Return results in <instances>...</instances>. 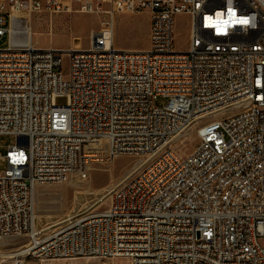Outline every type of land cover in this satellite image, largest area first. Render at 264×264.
<instances>
[{
    "label": "built area",
    "instance_id": "1",
    "mask_svg": "<svg viewBox=\"0 0 264 264\" xmlns=\"http://www.w3.org/2000/svg\"><path fill=\"white\" fill-rule=\"evenodd\" d=\"M12 10L108 21L87 47L64 51L12 44V21H26ZM142 12L146 50L116 47L114 15ZM179 14L189 19L185 49ZM5 34L0 136L16 142L0 152V261L69 250L59 259L264 264V0H0ZM191 125V149L174 146ZM119 154L144 162L104 208L34 226V184L84 177Z\"/></svg>",
    "mask_w": 264,
    "mask_h": 264
},
{
    "label": "rangeland",
    "instance_id": "2",
    "mask_svg": "<svg viewBox=\"0 0 264 264\" xmlns=\"http://www.w3.org/2000/svg\"><path fill=\"white\" fill-rule=\"evenodd\" d=\"M31 26L36 33L33 40L38 47H81L89 43V34L104 25L107 15L103 13H85L78 11L61 13L28 14ZM148 15L142 13H116L113 21V39L115 46L125 49L146 48L148 39ZM40 33V34H39ZM189 33V19L185 14L175 17V41L179 49H185ZM39 35V36H38ZM8 37H0V48L7 47ZM65 97H57V104H65ZM166 98L155 99L156 105H164ZM196 138L191 134L182 141V148L189 151ZM16 142L15 135L3 134L0 136V152H4L8 145ZM175 146H179L176 144ZM137 158L131 155L119 154L112 159L99 158L90 164L87 177L80 179L73 174L70 179L58 184L40 185L35 190V214L37 222L51 220L60 224L74 215L94 209L107 198V189L126 179ZM5 163L0 159V173L4 170ZM128 174V176L126 175ZM124 176V178L122 177ZM106 191V192H105ZM39 194V195H38ZM34 198V194L32 195ZM34 205V203H33ZM106 200L92 212L104 208ZM25 240L24 238L22 239ZM0 264H131L122 257H75L71 259H36L23 257L18 263L11 260L0 261Z\"/></svg>",
    "mask_w": 264,
    "mask_h": 264
},
{
    "label": "bare ground",
    "instance_id": "3",
    "mask_svg": "<svg viewBox=\"0 0 264 264\" xmlns=\"http://www.w3.org/2000/svg\"><path fill=\"white\" fill-rule=\"evenodd\" d=\"M105 14V13H104ZM11 15L13 17H16L18 19H24L26 18V21H23L21 22L20 20L19 21H12V33H11V37H10V41L12 44L14 45H24V44H29V45H33V46H37V41L33 40V35L36 34L33 29H32V26H31V20H30V17L28 16V13H26L25 11H16V10H12L11 11ZM107 15V14H106ZM108 16V15H107ZM113 21H114V17L112 18ZM108 20H106L107 22ZM113 21H112V26H113ZM105 24V23H104ZM40 34V33H39ZM39 36V35H38ZM49 47H52V48H58V47H53V46H49ZM147 48V47H146ZM146 48H140V49H144L146 50ZM62 49V48H60ZM77 50V49H82L81 47H69V48H63L64 51H68V50ZM194 126L195 125H191L184 133H181L179 135H177L173 141H172V144L175 146L176 144H180L182 143V141L184 140V138H186L187 136H189L191 134V130L193 131L194 133ZM195 137V136H194ZM143 159L139 160V158L136 159L135 163H134V166H132L133 168L129 171H127V173H129L130 175L128 176V174H126L128 177L125 179L124 176H122L124 178V180L118 182V183H121V182H124L126 180H128L133 174L135 171H137L138 169L141 168V165L143 164L144 161H142ZM73 174H71L65 181H67L68 179L71 178ZM78 175V174H77ZM78 177L80 179H85L87 177L86 176H81V175H78ZM63 181V182H65ZM117 183V184H118ZM41 184H34L33 185V194H34V198H33V203H34V226L37 227V225H39L40 223L44 222H37V219H38V215L35 214V190L36 188H38ZM45 185V184H43ZM116 185V184H115ZM113 185V186H115ZM104 187L105 189L109 188L107 190V198L105 199L106 200V203L108 201V193L110 191V189L113 187ZM106 192V191H105ZM39 195V194H38ZM104 200V201H105ZM100 202V204L98 206H96L94 209H96L97 207H99L100 205H102V203L104 202ZM94 209H90L89 211H84V212H80L76 215H74L73 217H71L70 219L64 221L63 223H67L69 221H71L74 217H76L77 215H80L82 213H89V212H92ZM45 221H48L49 224L51 225H59V224H54V222H52L51 220H45ZM63 223H60V224H63ZM18 238H14L12 241H16ZM66 257H69V250H59V258H66ZM71 259V258H69Z\"/></svg>",
    "mask_w": 264,
    "mask_h": 264
},
{
    "label": "snow or ice",
    "instance_id": "4",
    "mask_svg": "<svg viewBox=\"0 0 264 264\" xmlns=\"http://www.w3.org/2000/svg\"><path fill=\"white\" fill-rule=\"evenodd\" d=\"M242 23H247V21H242Z\"/></svg>",
    "mask_w": 264,
    "mask_h": 264
}]
</instances>
